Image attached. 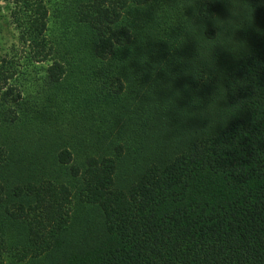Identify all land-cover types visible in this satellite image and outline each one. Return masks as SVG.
I'll return each instance as SVG.
<instances>
[{"label":"trees","instance_id":"obj_1","mask_svg":"<svg viewBox=\"0 0 264 264\" xmlns=\"http://www.w3.org/2000/svg\"><path fill=\"white\" fill-rule=\"evenodd\" d=\"M78 1L57 58L14 14L0 264H264V0ZM38 61L29 111L13 74Z\"/></svg>","mask_w":264,"mask_h":264},{"label":"rangeland","instance_id":"obj_2","mask_svg":"<svg viewBox=\"0 0 264 264\" xmlns=\"http://www.w3.org/2000/svg\"><path fill=\"white\" fill-rule=\"evenodd\" d=\"M20 1V0H19ZM23 0H21L22 2ZM74 0H31L29 9L24 11H18L16 0H0V65L1 59L9 58L10 56L21 57L23 52V43L21 40V33L25 27L16 23L14 14L23 12L24 16L33 21L39 28H42L45 21V33L47 38H44L43 42L47 47H51V53L55 58L60 56L61 49L53 48L56 45V41L52 43L53 34L50 32L58 33V28H62L64 14H73L78 17V12L80 5L74 4ZM85 1V0H79ZM17 2V3H16ZM20 2V3H21ZM21 15V14H20ZM74 29L67 30L63 35L71 37L74 33ZM88 41V39L86 40ZM89 42H93V39L89 38ZM13 54V55H12ZM218 63L222 62L224 66H227L232 60L228 59L224 54L216 59ZM39 63L32 64L28 68L24 65L21 66L18 71L13 75L15 79L19 82L22 91L20 101L22 102L23 108L30 111V103L32 98L37 100L41 92L42 85L41 82L45 83L46 77H42L44 71L52 61H38ZM27 70L25 71V69ZM85 88V85L83 86ZM57 92V89L55 90ZM54 90L51 91L55 93ZM57 95V94H56ZM57 98L55 99V101ZM38 101V100H37ZM185 128L179 129L178 137L184 132ZM174 130L173 132H175ZM179 139V138H178ZM21 199H26V197L20 196ZM17 199V198H16ZM21 201L17 199V205ZM8 260V259H7Z\"/></svg>","mask_w":264,"mask_h":264}]
</instances>
